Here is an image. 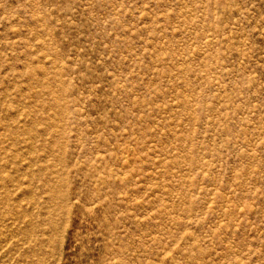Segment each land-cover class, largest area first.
Here are the masks:
<instances>
[{
    "label": "rangeland",
    "instance_id": "1",
    "mask_svg": "<svg viewBox=\"0 0 264 264\" xmlns=\"http://www.w3.org/2000/svg\"><path fill=\"white\" fill-rule=\"evenodd\" d=\"M0 264H264V0H0Z\"/></svg>",
    "mask_w": 264,
    "mask_h": 264
}]
</instances>
